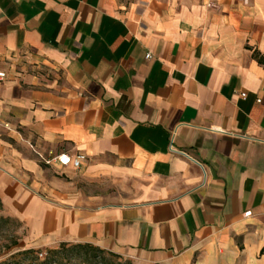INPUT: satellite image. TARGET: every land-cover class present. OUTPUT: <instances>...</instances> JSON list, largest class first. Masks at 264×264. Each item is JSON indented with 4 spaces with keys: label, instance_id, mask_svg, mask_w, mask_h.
<instances>
[{
    "label": "crops",
    "instance_id": "crops-1",
    "mask_svg": "<svg viewBox=\"0 0 264 264\" xmlns=\"http://www.w3.org/2000/svg\"><path fill=\"white\" fill-rule=\"evenodd\" d=\"M258 57L264 0H0L2 215L31 248L264 264Z\"/></svg>",
    "mask_w": 264,
    "mask_h": 264
},
{
    "label": "trees",
    "instance_id": "trees-1",
    "mask_svg": "<svg viewBox=\"0 0 264 264\" xmlns=\"http://www.w3.org/2000/svg\"><path fill=\"white\" fill-rule=\"evenodd\" d=\"M260 63L264 59L258 57ZM2 202L0 200V212ZM11 217L0 215V221H10ZM18 244L16 238H12V243L6 246L9 249ZM40 250L28 248L13 253L10 259L0 264H133L130 260H122L119 255L103 250L98 246L89 243H60L57 248L46 252L45 258H39Z\"/></svg>",
    "mask_w": 264,
    "mask_h": 264
},
{
    "label": "rangeland",
    "instance_id": "rangeland-1",
    "mask_svg": "<svg viewBox=\"0 0 264 264\" xmlns=\"http://www.w3.org/2000/svg\"><path fill=\"white\" fill-rule=\"evenodd\" d=\"M0 215L2 213L0 212ZM18 240V244L9 249L6 246L12 243V238ZM74 244V243H73ZM30 237L26 232V229L22 222L16 218H11L10 221H0V263L10 259L11 255L19 250H25L30 247ZM60 244L54 245L52 247L35 248L44 253L45 258L46 252L50 249L57 248ZM122 260H125L122 258ZM131 261V260H130ZM132 262V261H131Z\"/></svg>",
    "mask_w": 264,
    "mask_h": 264
},
{
    "label": "built area",
    "instance_id": "built-area-1",
    "mask_svg": "<svg viewBox=\"0 0 264 264\" xmlns=\"http://www.w3.org/2000/svg\"><path fill=\"white\" fill-rule=\"evenodd\" d=\"M208 5L213 6V3H209ZM147 56L149 57L150 54H148ZM4 77H5L4 74L0 73V80L3 79ZM245 95H246L245 93L241 94L242 97H245ZM84 158L85 156L82 154L72 156L68 153H62L56 156L55 160L61 167L72 166L74 168H79ZM250 214H251V211H247L244 213V216H249ZM38 256L39 258H42L44 256V253L40 252Z\"/></svg>",
    "mask_w": 264,
    "mask_h": 264
}]
</instances>
